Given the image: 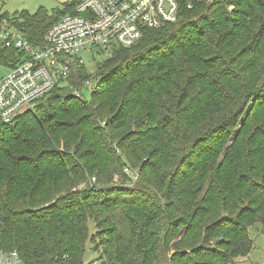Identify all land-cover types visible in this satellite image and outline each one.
<instances>
[{
  "label": "trees",
  "instance_id": "1",
  "mask_svg": "<svg viewBox=\"0 0 264 264\" xmlns=\"http://www.w3.org/2000/svg\"><path fill=\"white\" fill-rule=\"evenodd\" d=\"M75 3L0 15V24L40 44ZM21 56L0 43L8 68ZM115 175L144 188L104 186ZM257 223L264 228V0L184 3L177 21L115 48L94 77L79 67L0 126V250L22 264H85L88 241L103 245L98 264H233L252 251Z\"/></svg>",
  "mask_w": 264,
  "mask_h": 264
},
{
  "label": "built area",
  "instance_id": "2",
  "mask_svg": "<svg viewBox=\"0 0 264 264\" xmlns=\"http://www.w3.org/2000/svg\"><path fill=\"white\" fill-rule=\"evenodd\" d=\"M217 0H78L33 44L22 30L1 19L0 43L22 52L20 61L0 76V126L13 125L19 115L84 65L83 51L97 48L110 55L131 47L143 31L178 20L185 3L213 4ZM85 88L89 80L82 81ZM73 93L80 95L77 88ZM0 264H22L17 251L0 250Z\"/></svg>",
  "mask_w": 264,
  "mask_h": 264
},
{
  "label": "rangeland",
  "instance_id": "3",
  "mask_svg": "<svg viewBox=\"0 0 264 264\" xmlns=\"http://www.w3.org/2000/svg\"><path fill=\"white\" fill-rule=\"evenodd\" d=\"M78 0H0V15L9 14L13 15L16 13H20L21 11H28L30 14L37 12L39 9L45 10L49 15H53L58 11H63L64 7L68 4L75 3ZM108 54L100 52L97 48H93L92 51H83L82 57L84 60V67L86 72L90 77H94L95 72L97 70L98 64L102 63L105 58H107ZM9 68L4 64L0 63V76L4 75ZM90 84L87 88L82 86L81 94L82 96L88 98L89 97V89L92 85V80L88 79ZM60 85H63L61 83ZM134 116H130L129 120L127 121V129H131V118L133 119ZM238 126V125H237ZM97 129H95V132ZM116 137L121 134L120 131H115ZM220 161V160H219ZM124 177H118L115 175L111 182L105 184L104 186L111 185L116 188H132L134 187V191L136 194H139L140 190L144 188L139 183L136 184L134 182L129 181L128 179L124 180ZM101 180L106 181V176H101ZM93 179H90L91 184L93 183ZM95 182V181H94ZM114 183V185L112 184ZM85 185L84 182L76 183L74 188L83 187ZM145 191V189H144ZM127 196V195H126ZM138 196V195H137ZM123 197V196H122ZM122 212L124 208H121ZM121 212V213H122ZM90 225V236L95 237L96 241L99 239L97 238L96 231L97 229L93 226V222H89ZM249 235L253 240V249L246 257L237 258L233 264H264V228L262 224L257 223L254 226L249 228ZM100 244V243H99ZM100 247L103 248V245L100 244ZM100 248L99 251L93 248V244L88 241L86 244V249L83 254V261L85 264H98V256L102 251ZM105 256L103 255V259Z\"/></svg>",
  "mask_w": 264,
  "mask_h": 264
}]
</instances>
